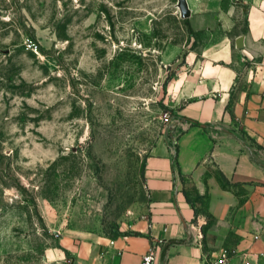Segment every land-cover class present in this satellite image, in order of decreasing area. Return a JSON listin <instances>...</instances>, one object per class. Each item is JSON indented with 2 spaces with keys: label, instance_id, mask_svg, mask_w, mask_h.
Returning <instances> with one entry per match:
<instances>
[{
  "label": "rangeland",
  "instance_id": "374dc122",
  "mask_svg": "<svg viewBox=\"0 0 264 264\" xmlns=\"http://www.w3.org/2000/svg\"><path fill=\"white\" fill-rule=\"evenodd\" d=\"M192 33L178 0H0V264H78L52 252L147 212L161 55Z\"/></svg>",
  "mask_w": 264,
  "mask_h": 264
},
{
  "label": "crops",
  "instance_id": "0c3cea01",
  "mask_svg": "<svg viewBox=\"0 0 264 264\" xmlns=\"http://www.w3.org/2000/svg\"><path fill=\"white\" fill-rule=\"evenodd\" d=\"M188 2L193 33L161 55L176 125L146 159L147 212L127 233L52 255L140 264L154 248L155 264H213L226 251L264 264V0Z\"/></svg>",
  "mask_w": 264,
  "mask_h": 264
},
{
  "label": "built area",
  "instance_id": "2783aa9c",
  "mask_svg": "<svg viewBox=\"0 0 264 264\" xmlns=\"http://www.w3.org/2000/svg\"><path fill=\"white\" fill-rule=\"evenodd\" d=\"M30 48L32 50H38V47L35 44H31ZM262 61L264 63V54ZM165 119L167 122H169L172 125V127H175L176 123L173 120L172 115L166 113ZM261 232H264V220L261 224ZM259 238H260V234L255 235L256 240ZM202 239H203V233L201 230H199L194 241L200 243ZM236 257H238L237 254H231L229 252L224 251L220 254L219 258L213 264H235L234 259ZM156 258H157L156 249L152 248L147 254L143 256L140 264H155ZM236 264H257V262L250 260L246 255H242L239 257V261Z\"/></svg>",
  "mask_w": 264,
  "mask_h": 264
},
{
  "label": "water",
  "instance_id": "95a60500",
  "mask_svg": "<svg viewBox=\"0 0 264 264\" xmlns=\"http://www.w3.org/2000/svg\"><path fill=\"white\" fill-rule=\"evenodd\" d=\"M178 7H179V10H180V14H181V17L183 19H189L192 15V11H191V8L189 6V2L188 0H178ZM242 38H239V40L237 41V45L239 47H241V42H242Z\"/></svg>",
  "mask_w": 264,
  "mask_h": 264
},
{
  "label": "trees",
  "instance_id": "16d2710c",
  "mask_svg": "<svg viewBox=\"0 0 264 264\" xmlns=\"http://www.w3.org/2000/svg\"><path fill=\"white\" fill-rule=\"evenodd\" d=\"M186 21H188V20H186ZM187 24H188V22H187ZM191 32H192V30H191Z\"/></svg>",
  "mask_w": 264,
  "mask_h": 264
}]
</instances>
